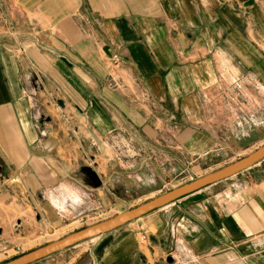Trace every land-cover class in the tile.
Here are the masks:
<instances>
[{
  "label": "crops",
  "instance_id": "1",
  "mask_svg": "<svg viewBox=\"0 0 264 264\" xmlns=\"http://www.w3.org/2000/svg\"><path fill=\"white\" fill-rule=\"evenodd\" d=\"M228 71L264 85V0H0V195L99 194L116 140L139 182L188 172L220 147L200 97ZM263 164L122 227L94 263L264 264Z\"/></svg>",
  "mask_w": 264,
  "mask_h": 264
},
{
  "label": "rangeland",
  "instance_id": "2",
  "mask_svg": "<svg viewBox=\"0 0 264 264\" xmlns=\"http://www.w3.org/2000/svg\"><path fill=\"white\" fill-rule=\"evenodd\" d=\"M233 74L228 71L217 75L215 86H211L205 95L200 97L204 111L203 124L216 133L220 147L217 146V149L193 162L192 166L186 165L189 173L179 164L177 172L170 173L165 179L162 177L161 181L145 173L146 179L143 178V182H139L134 176L139 173L141 163L138 159L135 160L136 157L129 156V149L138 153V148L127 147L116 140L114 179L107 185V189L99 194L95 192L84 198L82 194H78L76 187L64 186L62 188L65 192L60 191V188L47 189L31 195V198L21 188H15L17 192L10 195H0V264L55 242L77 230L112 218L238 161L263 146L264 85L255 82L249 75ZM122 162L130 165V168H122L124 164L119 166ZM195 166H199V169L195 168L196 173L193 172L192 175L190 169ZM126 174H131V177L128 178ZM82 180L88 187L91 186L88 179ZM61 193L64 196L74 193L80 199L79 204L71 207L70 203H67L60 207L56 201L62 200L56 196ZM51 201L57 207L66 209L58 210ZM127 229L128 227H125L112 232L102 240L95 238L82 242L34 264H95L98 247L105 245L108 238ZM170 263H173L172 258Z\"/></svg>",
  "mask_w": 264,
  "mask_h": 264
},
{
  "label": "water",
  "instance_id": "3",
  "mask_svg": "<svg viewBox=\"0 0 264 264\" xmlns=\"http://www.w3.org/2000/svg\"><path fill=\"white\" fill-rule=\"evenodd\" d=\"M263 160L264 145L238 161L167 191L162 195L126 210L112 218L77 230L55 242L32 250L2 264H34L82 242L104 237L146 215L163 209L189 195L197 193L208 186L214 185L248 170Z\"/></svg>",
  "mask_w": 264,
  "mask_h": 264
},
{
  "label": "bare ground",
  "instance_id": "4",
  "mask_svg": "<svg viewBox=\"0 0 264 264\" xmlns=\"http://www.w3.org/2000/svg\"><path fill=\"white\" fill-rule=\"evenodd\" d=\"M60 191H62V192H65V191H63V190H60ZM73 194V195H72ZM72 194H69L68 196L67 195H63L62 193L60 194V195H58L59 197H60V199H62V200H65V201H67V202H70L71 201V199H74L73 201H75V202H73V203H70V205L69 206H71V207H75L76 205H78L79 204V201H80V199L78 198V196L77 195H75L74 193H72ZM71 198V199H70ZM54 200V199H53ZM70 200V201H69ZM52 202V201H51ZM57 203H58V205H60V207H64L65 206V203L63 202V201H56ZM53 203V202H52ZM53 205L58 209V210H65V209H61V208H59V207H57V205H55L54 203H53ZM97 239H99V238H97Z\"/></svg>",
  "mask_w": 264,
  "mask_h": 264
},
{
  "label": "built area",
  "instance_id": "5",
  "mask_svg": "<svg viewBox=\"0 0 264 264\" xmlns=\"http://www.w3.org/2000/svg\"><path fill=\"white\" fill-rule=\"evenodd\" d=\"M174 260L172 259V262H173Z\"/></svg>",
  "mask_w": 264,
  "mask_h": 264
}]
</instances>
